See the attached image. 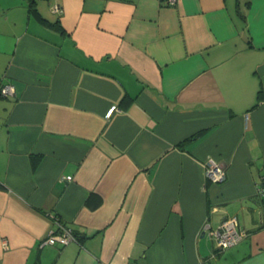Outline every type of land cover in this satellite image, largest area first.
Instances as JSON below:
<instances>
[{"label": "crops", "instance_id": "0c3cea01", "mask_svg": "<svg viewBox=\"0 0 264 264\" xmlns=\"http://www.w3.org/2000/svg\"><path fill=\"white\" fill-rule=\"evenodd\" d=\"M46 1L0 0V264H264V0Z\"/></svg>", "mask_w": 264, "mask_h": 264}, {"label": "built area", "instance_id": "2783aa9c", "mask_svg": "<svg viewBox=\"0 0 264 264\" xmlns=\"http://www.w3.org/2000/svg\"><path fill=\"white\" fill-rule=\"evenodd\" d=\"M176 0H169V3L173 4ZM53 11L61 12V7L54 5ZM14 94V87L12 84L0 85V95L7 97ZM114 107H111L106 116H109ZM207 177L213 182H220L225 179V170L216 163H209L206 169ZM64 178L71 179V175H66ZM258 194L264 198V185H261L257 189ZM210 234L214 237L218 250L225 249L239 243L246 235L245 230L240 227L237 218L235 216L225 217L219 227L210 231ZM77 242V236L65 225L58 224L57 229H50L46 237L42 240V244H61L66 245L70 242ZM5 244V241H3ZM6 246V245H5Z\"/></svg>", "mask_w": 264, "mask_h": 264}, {"label": "trees", "instance_id": "16d2710c", "mask_svg": "<svg viewBox=\"0 0 264 264\" xmlns=\"http://www.w3.org/2000/svg\"><path fill=\"white\" fill-rule=\"evenodd\" d=\"M38 0H25L28 11L41 23L47 24L49 26H53L58 31L63 32V29L60 25V22L58 19L54 20L53 22H50L48 19L44 18L37 10L36 4ZM1 96V95H0ZM262 97V90L258 91L257 98Z\"/></svg>", "mask_w": 264, "mask_h": 264}, {"label": "rangeland", "instance_id": "374dc122", "mask_svg": "<svg viewBox=\"0 0 264 264\" xmlns=\"http://www.w3.org/2000/svg\"><path fill=\"white\" fill-rule=\"evenodd\" d=\"M41 1H43L44 3H47V1H46V0H41Z\"/></svg>", "mask_w": 264, "mask_h": 264}]
</instances>
